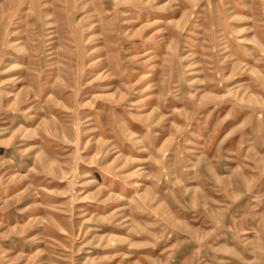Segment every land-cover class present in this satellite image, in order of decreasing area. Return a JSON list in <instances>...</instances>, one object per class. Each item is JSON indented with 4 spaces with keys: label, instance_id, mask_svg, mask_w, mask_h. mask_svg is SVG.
<instances>
[{
    "label": "rangeland",
    "instance_id": "rangeland-1",
    "mask_svg": "<svg viewBox=\"0 0 264 264\" xmlns=\"http://www.w3.org/2000/svg\"><path fill=\"white\" fill-rule=\"evenodd\" d=\"M0 264H264V0H0Z\"/></svg>",
    "mask_w": 264,
    "mask_h": 264
}]
</instances>
